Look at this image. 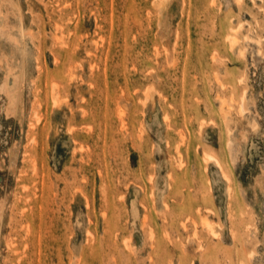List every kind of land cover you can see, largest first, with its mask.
<instances>
[{
    "label": "rangeland",
    "instance_id": "374dc122",
    "mask_svg": "<svg viewBox=\"0 0 264 264\" xmlns=\"http://www.w3.org/2000/svg\"><path fill=\"white\" fill-rule=\"evenodd\" d=\"M2 85L0 264H264V0H0Z\"/></svg>",
    "mask_w": 264,
    "mask_h": 264
},
{
    "label": "bare ground",
    "instance_id": "6f19581e",
    "mask_svg": "<svg viewBox=\"0 0 264 264\" xmlns=\"http://www.w3.org/2000/svg\"><path fill=\"white\" fill-rule=\"evenodd\" d=\"M14 78H15V77H14ZM16 79H17V78H16ZM18 82H19V81H18ZM5 84H6V83H5ZM16 85H17V84H16ZM0 87H3V85L0 86ZM12 87H13V86H12ZM5 88H7V87L5 86L4 89H5ZM8 88H9V87H8ZM13 88H14V87H13ZM0 89H1V88H0ZM3 91H4V90H3ZM5 91H6V90H5ZM5 91H4V92H5ZM10 91H11V89H10ZM0 92H1V91H0ZM4 92H3V93H4ZM8 92H9V91H8ZM17 92H18V91H17ZM10 94H11V93H10ZM7 95H9V93H8ZM16 95H17V94H16ZM13 96H14V95H13ZM13 96H12V97H13ZM7 97H8V96H7ZM15 97H17V96H15ZM5 98H6V97H5ZM12 99H13V98H12ZM14 99H15V98H14ZM16 100H17V99H16ZM16 100H15V103H16ZM13 101H14V100H13ZM15 106H16V105H15ZM15 106H14V107H15ZM20 109H21V108H20ZM14 110H15V109H14ZM193 223H194V222H193ZM181 224H182V223H181ZM205 225H209V224H207V223L205 222ZM210 227H211V226H210ZM208 228H209V227H208ZM150 235H151V234H150Z\"/></svg>",
    "mask_w": 264,
    "mask_h": 264
}]
</instances>
